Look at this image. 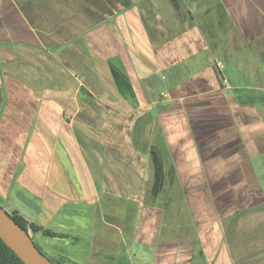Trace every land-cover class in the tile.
<instances>
[{
	"label": "crops",
	"instance_id": "1",
	"mask_svg": "<svg viewBox=\"0 0 264 264\" xmlns=\"http://www.w3.org/2000/svg\"><path fill=\"white\" fill-rule=\"evenodd\" d=\"M142 1L0 0V205L29 225L69 234L28 232L63 264H136L143 209L160 213L162 228L155 253L139 264H178L181 245L194 241L208 264H264V184L256 173L264 168V96H241L261 90L254 84L264 69L238 67L236 82L198 70L190 89L181 88L190 94L172 97L134 75V108L111 106L104 80L103 98L85 85V56L95 63L97 32L115 25L117 10L139 28L121 44V57L133 51L146 59L148 45L157 56L167 47L164 33L175 56L180 28L177 41L186 39L192 55L197 44L227 53L224 42L216 48L221 34L206 11L202 29L179 16L147 24V14L164 10ZM244 3L264 8L262 0H220L226 9ZM145 59V69L158 66ZM137 71L154 79L148 68Z\"/></svg>",
	"mask_w": 264,
	"mask_h": 264
},
{
	"label": "rangeland",
	"instance_id": "2",
	"mask_svg": "<svg viewBox=\"0 0 264 264\" xmlns=\"http://www.w3.org/2000/svg\"><path fill=\"white\" fill-rule=\"evenodd\" d=\"M131 1L137 3L142 0ZM142 2V8L147 5L150 6L152 2H156L158 6H162L164 10V13H160L158 17H155L154 14H147V24L160 20L161 15H163V21H170L176 18V16H179L192 22V26L188 25L189 27L202 29L200 14L202 11H206L207 13L204 17L209 22L214 23V26L216 25L221 34L219 35L221 37L220 41H217L218 45L216 48L222 49L224 46H227V53L214 52L211 47H208V51L204 52L199 49L197 44V54L192 55V50L188 47L186 39L177 41L178 36L186 32L180 28L174 31L176 35H172L175 40L174 45L178 48V50L175 48V56H168L169 53L166 49L169 45L168 41L171 39L169 36L171 35H166L167 33H164L163 35L167 36V47L160 49L157 52V56L152 52V47L148 45L145 49V54L147 55L146 59L142 55H136V52L133 51L129 55L121 57L120 50L123 48L121 44L129 42L128 40L133 37L136 31H139V28L136 24L131 26L126 25L124 19L117 15L119 12L117 10L115 14L111 15V22H115V25L102 24L97 32V47L93 49L96 56L94 55L91 57V59L94 57L95 63H91L89 56H85L86 63L84 67L80 68V71L83 72L85 85L88 86L90 91L96 96L101 98L105 97L104 91L99 85V79L104 80L107 86H111L112 92L110 96L105 97L110 101L111 106L119 108L123 106L122 104L120 105L122 101H128V105H125L126 107L134 108L138 106L136 93L137 81L132 80L135 76L137 78L142 76V82L148 85L149 88L155 85V88H158V91L161 90V94L164 93L165 97H172L175 95L183 96L184 94H190L189 91L186 90L185 92V90L181 88L186 87L190 89L192 85L190 83V78H192L193 73L198 70H208L213 74L215 72L219 74V72L222 71L224 75L229 74L232 82H236L238 77L234 73L232 75L231 71H236L238 67H244L246 70L250 71H257L259 67L264 69V39L253 42L252 40L244 38V36H240L238 33V30H241L246 36H262L264 33V8L257 10L252 5L244 3L240 6L235 5L233 8L226 9L220 4V0H143ZM262 2H264V0H262ZM106 18L107 17L100 15V23ZM143 26L144 25H142V27ZM144 27L142 28L143 33L141 35L145 34ZM143 39L146 40L145 38ZM207 41L208 40L205 42ZM222 42H224V46H221ZM101 54L105 57H102ZM106 54L110 55L108 56ZM144 59L149 63L151 61L154 64H158L157 67H152L150 64L147 66V68L153 72L154 79L152 78V80H147V77L144 75L146 77V81H144L143 74L140 76L138 74L137 70L140 71L142 69L145 71L147 69H145L143 64ZM159 60H162V63L159 62ZM134 64L137 67H135ZM71 65L74 69H79L77 65ZM93 75L96 76L97 80L89 79ZM233 76L236 80L233 79ZM256 83L258 86L257 88L260 87V91H247L246 94L241 96L243 98L252 97L253 99H256V95L263 97L264 78L260 81L255 80L254 85H256ZM171 86H176V90L168 89ZM107 91L108 90L105 89L106 93ZM126 98L128 100H126ZM149 101H152V99H149ZM256 173L259 181L264 184V168H256ZM143 210V214L140 216L139 223L137 224L138 231L136 236V245L138 248L136 252L141 250L143 256H140L138 253V256L135 258L136 264H139L138 261L141 259L148 260L155 253L162 228L160 222L161 218L159 216L160 213L157 215L152 213L149 209ZM203 249L200 241L181 245L178 264H208L206 260L207 255L202 254V251H204ZM53 261L57 264H63L58 260Z\"/></svg>",
	"mask_w": 264,
	"mask_h": 264
},
{
	"label": "water",
	"instance_id": "3",
	"mask_svg": "<svg viewBox=\"0 0 264 264\" xmlns=\"http://www.w3.org/2000/svg\"><path fill=\"white\" fill-rule=\"evenodd\" d=\"M0 238L24 264H55L36 246L31 235L1 205Z\"/></svg>",
	"mask_w": 264,
	"mask_h": 264
},
{
	"label": "trees",
	"instance_id": "4",
	"mask_svg": "<svg viewBox=\"0 0 264 264\" xmlns=\"http://www.w3.org/2000/svg\"><path fill=\"white\" fill-rule=\"evenodd\" d=\"M13 219L20 224L27 232L31 229L34 233L43 231V234L50 237L58 238H70L69 234L63 232H55L51 230H42L36 225H29L21 216L16 212L9 213ZM36 244V243H35ZM36 246L42 251V249L36 244ZM43 252V251H42ZM44 253V252H43ZM45 254V253H44ZM46 255V254H45ZM47 256V255H46ZM52 261L55 259L50 258ZM54 262V261H53ZM55 263V262H54ZM61 263V262H60ZM0 264H24L22 260L3 242L0 238ZM57 264V263H55Z\"/></svg>",
	"mask_w": 264,
	"mask_h": 264
}]
</instances>
